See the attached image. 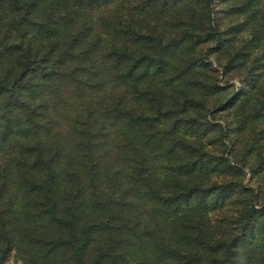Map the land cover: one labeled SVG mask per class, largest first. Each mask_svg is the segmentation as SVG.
<instances>
[{
  "label": "trees",
  "instance_id": "16d2710c",
  "mask_svg": "<svg viewBox=\"0 0 264 264\" xmlns=\"http://www.w3.org/2000/svg\"><path fill=\"white\" fill-rule=\"evenodd\" d=\"M0 264H264V0H0Z\"/></svg>",
  "mask_w": 264,
  "mask_h": 264
},
{
  "label": "rangeland",
  "instance_id": "374dc122",
  "mask_svg": "<svg viewBox=\"0 0 264 264\" xmlns=\"http://www.w3.org/2000/svg\"><path fill=\"white\" fill-rule=\"evenodd\" d=\"M237 83V82H236ZM237 85V84H236ZM215 122H219V123H222V120H215ZM249 176V174H247Z\"/></svg>",
  "mask_w": 264,
  "mask_h": 264
}]
</instances>
